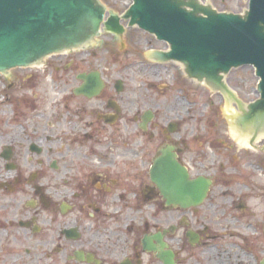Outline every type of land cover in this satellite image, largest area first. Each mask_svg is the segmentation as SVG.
<instances>
[{"label":"flooded vegetation","instance_id":"obj_1","mask_svg":"<svg viewBox=\"0 0 264 264\" xmlns=\"http://www.w3.org/2000/svg\"><path fill=\"white\" fill-rule=\"evenodd\" d=\"M87 56L15 69V149H0V264H260L263 228L241 203L247 194L226 201L217 188L229 181L203 176L200 205H167L150 168L168 147L181 162L180 144L163 130L147 162L154 114H132L125 80ZM94 74L101 89L76 94L80 76ZM51 90L58 98H43Z\"/></svg>","mask_w":264,"mask_h":264},{"label":"water","instance_id":"obj_2","mask_svg":"<svg viewBox=\"0 0 264 264\" xmlns=\"http://www.w3.org/2000/svg\"><path fill=\"white\" fill-rule=\"evenodd\" d=\"M245 1L247 10L241 15L217 12L199 0H131L122 16L105 18L98 0H0V74L48 55L81 49L102 27L121 35L125 21L168 45L167 51L151 52L150 58L181 64L185 77L220 92L228 103L235 102L242 115L233 124L248 134L252 146L264 136V0ZM244 66L253 67L259 80L258 98L245 107L224 82L232 69ZM80 79L84 84L76 94L93 95L101 89L97 74ZM223 103L228 105L224 99ZM150 118L147 113L143 123ZM150 180L167 205L184 208L200 205L210 184L202 177L191 180L170 147L153 160Z\"/></svg>","mask_w":264,"mask_h":264},{"label":"rangeland","instance_id":"obj_3","mask_svg":"<svg viewBox=\"0 0 264 264\" xmlns=\"http://www.w3.org/2000/svg\"><path fill=\"white\" fill-rule=\"evenodd\" d=\"M200 1L219 12L235 14L243 13L246 6L244 0ZM99 2L113 15L122 14L130 4V0ZM97 40L88 48L73 54L88 58V54L95 52L100 58L95 63V68L108 67L115 79L125 80V95L132 114L136 110L140 114L147 110L154 114L147 131V162L160 143L159 133L167 130L168 124L175 123V132L170 135L180 144L181 162L189 169L191 177L211 176L213 179L229 181L228 186L223 189L217 188L218 193L225 192L226 201L230 199L228 195H233L236 200L247 194L248 198L241 203L250 214L256 216L254 221L258 220L263 228L260 235V251L263 254L264 139L256 144V149L241 147L232 137L230 119H227V114L230 113L227 109L236 112L234 106L224 105L219 94L207 91L205 85H198V82L185 77L179 64H157L145 59L148 51L164 50V43L157 42L153 37L134 28L125 29V33L118 37L103 31ZM252 74L254 70L245 66L233 69L225 76L227 85L244 103L257 98V78ZM1 81L0 135L4 139L0 140V149L5 143L15 149V70L6 80ZM74 85V82L70 83V86ZM51 91L50 95L42 94L43 98L51 101L58 98V92L55 90L56 94L54 90ZM134 127L132 122L133 131ZM133 152L135 154V150ZM216 203H221L219 198ZM221 204L226 208L227 204ZM23 251L21 249L20 253L24 257Z\"/></svg>","mask_w":264,"mask_h":264},{"label":"bare ground","instance_id":"obj_4","mask_svg":"<svg viewBox=\"0 0 264 264\" xmlns=\"http://www.w3.org/2000/svg\"><path fill=\"white\" fill-rule=\"evenodd\" d=\"M227 111H228V109H227ZM231 135H232V137H234L237 140V142L239 143V145L241 147L249 148V146L247 144V140L241 139V136L239 134L235 133L233 129H231Z\"/></svg>","mask_w":264,"mask_h":264}]
</instances>
